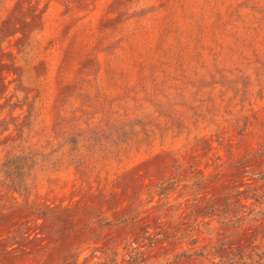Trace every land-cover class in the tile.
I'll return each mask as SVG.
<instances>
[{
  "label": "rangeland",
  "instance_id": "obj_1",
  "mask_svg": "<svg viewBox=\"0 0 264 264\" xmlns=\"http://www.w3.org/2000/svg\"><path fill=\"white\" fill-rule=\"evenodd\" d=\"M231 249L264 257V0H0V264Z\"/></svg>",
  "mask_w": 264,
  "mask_h": 264
},
{
  "label": "trees",
  "instance_id": "obj_2",
  "mask_svg": "<svg viewBox=\"0 0 264 264\" xmlns=\"http://www.w3.org/2000/svg\"><path fill=\"white\" fill-rule=\"evenodd\" d=\"M24 157L17 156L14 158L8 159L6 161V169L10 170L13 175L8 180L11 186L15 189L23 184L22 177L26 173V170L30 167L29 164H27V161L29 160L28 157L25 158V163L23 162ZM22 174V177H21ZM203 252V249L201 250ZM239 251V256L236 257V253L234 251L228 250L224 255L219 256L218 259L214 258L210 260L209 264H264V257L258 256L257 259L252 258V253L250 252L248 254H245L242 250ZM200 256H203L205 259L206 254H199ZM64 264H85V262H79L77 260H69L66 261ZM97 264H116V261L113 257H106L103 261L98 262Z\"/></svg>",
  "mask_w": 264,
  "mask_h": 264
}]
</instances>
